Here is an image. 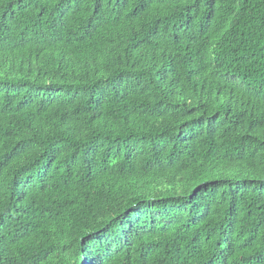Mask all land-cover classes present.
<instances>
[{"label": "trees", "instance_id": "trees-1", "mask_svg": "<svg viewBox=\"0 0 264 264\" xmlns=\"http://www.w3.org/2000/svg\"><path fill=\"white\" fill-rule=\"evenodd\" d=\"M0 264H264V0H0Z\"/></svg>", "mask_w": 264, "mask_h": 264}]
</instances>
